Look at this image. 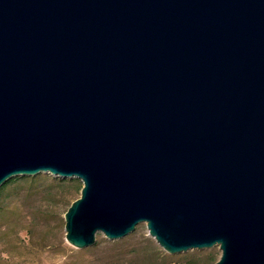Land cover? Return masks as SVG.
Instances as JSON below:
<instances>
[{
  "label": "water",
  "instance_id": "1",
  "mask_svg": "<svg viewBox=\"0 0 264 264\" xmlns=\"http://www.w3.org/2000/svg\"><path fill=\"white\" fill-rule=\"evenodd\" d=\"M40 173L76 249L264 264V0H0V188Z\"/></svg>",
  "mask_w": 264,
  "mask_h": 264
},
{
  "label": "rangeland",
  "instance_id": "2",
  "mask_svg": "<svg viewBox=\"0 0 264 264\" xmlns=\"http://www.w3.org/2000/svg\"><path fill=\"white\" fill-rule=\"evenodd\" d=\"M0 193V264H214L218 246L170 255L139 224L128 236L79 250L65 239L64 216L83 184L48 173L15 177ZM13 178V180L15 179Z\"/></svg>",
  "mask_w": 264,
  "mask_h": 264
},
{
  "label": "trees",
  "instance_id": "3",
  "mask_svg": "<svg viewBox=\"0 0 264 264\" xmlns=\"http://www.w3.org/2000/svg\"><path fill=\"white\" fill-rule=\"evenodd\" d=\"M15 180H17V178H15L14 180L11 179L9 181H7L1 188H0V193H3L5 192V190L7 189V187L11 184V183H14Z\"/></svg>",
  "mask_w": 264,
  "mask_h": 264
}]
</instances>
